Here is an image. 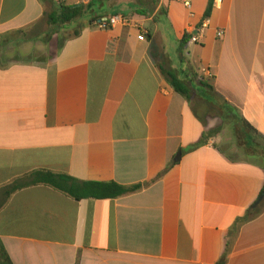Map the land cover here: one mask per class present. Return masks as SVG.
<instances>
[{"label":"crops","instance_id":"0c3cea01","mask_svg":"<svg viewBox=\"0 0 264 264\" xmlns=\"http://www.w3.org/2000/svg\"><path fill=\"white\" fill-rule=\"evenodd\" d=\"M191 1L193 15L178 0H92L54 27L58 0H0V239L13 264H264V210L248 219L264 205V0ZM113 16L133 25H96ZM45 172L142 188L77 201L34 182Z\"/></svg>","mask_w":264,"mask_h":264},{"label":"trees","instance_id":"16d2710c","mask_svg":"<svg viewBox=\"0 0 264 264\" xmlns=\"http://www.w3.org/2000/svg\"><path fill=\"white\" fill-rule=\"evenodd\" d=\"M211 11H212V4H210V8L208 10L207 16L211 14ZM85 14H86V7L83 5L71 6V7L60 5L57 11L51 13L48 16V21L50 25L54 27H63L84 18ZM75 35H78V31L75 33ZM190 37L192 38V36ZM186 38H189V35H186ZM162 71L168 77L172 86L175 88V90L178 93L182 94L185 97L190 96V94L193 92V89L186 81L180 79L177 73H173L172 71H165L163 69ZM202 83L207 90L211 92L213 91V87L205 84V81L203 79H202ZM215 106L216 108H219V104H215ZM246 124L247 126H249L248 123ZM34 182H40L49 185L67 194L68 196L76 199L77 201H81L83 199H116L135 193L142 188L141 185L125 187L114 182H110V183L80 182L74 180L69 176L59 175L51 172L41 173L39 178L34 180ZM263 210H264L263 201H258L256 205H254L252 209L248 211V219L259 216ZM80 262H81V254H79L76 264H80ZM0 264H13L10 255L6 250L1 239H0ZM220 264H224V261H221Z\"/></svg>","mask_w":264,"mask_h":264},{"label":"built area","instance_id":"2783aa9c","mask_svg":"<svg viewBox=\"0 0 264 264\" xmlns=\"http://www.w3.org/2000/svg\"><path fill=\"white\" fill-rule=\"evenodd\" d=\"M71 0H58L60 5L63 6H68L69 2ZM75 4L77 5H83V6H87L91 3L92 0H74ZM180 2L183 3V5L190 11L191 15H193L192 10H193V4L191 0H178ZM96 25L99 26L100 28H112V27H116V26H124V27H129L132 26V19H130L129 17L126 16H113L110 17L108 19L105 20H98L96 21ZM211 26V18L210 16H206L198 30V34L195 36H192L191 38V43H199L200 41V35L205 34L206 31L210 28ZM138 28V27H137ZM225 35V32L222 30H219L217 32V37L219 39H222ZM143 36H145V34L143 33ZM201 75L203 77V79L205 80H212L214 78V74L211 71V69L209 67H203L201 70Z\"/></svg>","mask_w":264,"mask_h":264},{"label":"rangeland","instance_id":"374dc122","mask_svg":"<svg viewBox=\"0 0 264 264\" xmlns=\"http://www.w3.org/2000/svg\"><path fill=\"white\" fill-rule=\"evenodd\" d=\"M80 29V26L77 24L74 28H72L71 30V35H73L75 32H77L78 30ZM215 112H216V115H222V112L220 111V109L216 108L215 107ZM260 162H264V160L261 158L260 159Z\"/></svg>","mask_w":264,"mask_h":264},{"label":"water","instance_id":"95a60500","mask_svg":"<svg viewBox=\"0 0 264 264\" xmlns=\"http://www.w3.org/2000/svg\"><path fill=\"white\" fill-rule=\"evenodd\" d=\"M180 157V154L178 155V158Z\"/></svg>","mask_w":264,"mask_h":264}]
</instances>
